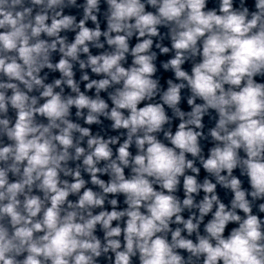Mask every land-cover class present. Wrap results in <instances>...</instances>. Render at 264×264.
Listing matches in <instances>:
<instances>
[{"label":"clouds","instance_id":"9594fccd","mask_svg":"<svg viewBox=\"0 0 264 264\" xmlns=\"http://www.w3.org/2000/svg\"><path fill=\"white\" fill-rule=\"evenodd\" d=\"M262 214L264 0H0V264H264Z\"/></svg>","mask_w":264,"mask_h":264},{"label":"water","instance_id":"95a60500","mask_svg":"<svg viewBox=\"0 0 264 264\" xmlns=\"http://www.w3.org/2000/svg\"><path fill=\"white\" fill-rule=\"evenodd\" d=\"M78 3H83V0H78ZM67 11H69V10H66V12H67ZM71 12H72V14L77 15V18H78V19L80 18V15L82 14V10H76V9H73V10H71ZM88 26H92L90 22H89V25H88ZM101 26H102V29L106 26V24H105V22H104V20H103V17H101ZM69 38H70V39L74 38V34L69 33ZM133 43H135V41H133ZM165 43H168V41H165ZM92 51H93V54H97V52H98V50H96V49H93ZM168 58H170V57H167V56H160V57H158V60H159V59H160V60H166V59H168ZM56 59H58V57H56ZM158 66H159V65H158ZM185 68L188 69V70H190V65L186 64V65H185ZM55 75H56V77L58 78L59 74L57 73V74H55ZM157 75L161 77V83L164 84L165 80H166L167 78H169V77L172 76V73H171V72H164V71L161 69V71L158 72ZM77 78H79V72H77ZM93 78H96V77H93ZM257 79L259 80V78H257ZM164 86L166 87V84H164ZM82 90H83V86H82ZM89 94H91V93H89ZM102 95H104V94L102 93ZM182 95H187V93H186V92H185V93H182ZM181 106H182V108H184V110H190V109H188V106L186 105V102H183V101H182V105H181ZM74 111H75V110H73V112H74ZM169 114H170V113H169ZM80 122L83 123L82 121H80ZM109 123H110V122L105 121V126H107ZM205 124H206V129H205V131L207 130V127H211V126H212V122H210V121L208 120L207 117L205 118ZM92 127H93V130H94V131L97 130L96 126H92ZM113 134H115V133H113ZM202 143H205V144H206V147H205V154H206V153H207V147H209V146H211V145H210V144H207V142H202ZM126 172H127V170H126ZM234 174L239 175V171L237 170ZM205 175H206V173H205L203 170H201L200 179L202 180L203 177H204ZM86 178H87V177H86ZM102 178H103V179H107V177H102ZM242 179H244V187H245V188L249 187V185H248V183H247V179H246V178H243V177H242ZM217 191H218V193H219L221 199H222L225 203H228V201H229L230 198H231V194H230V193H227V194H226L225 190L219 188V186H218ZM202 195H203V193H201V198H202ZM181 196H182V191H181ZM70 198H71V197H70ZM121 199H122V198H121ZM121 207H124V205L121 204ZM254 211H255V209H254ZM185 215H187V214H185ZM262 215H264V214H262ZM186 218H187V217H186ZM232 226H233V225H230L229 228H231ZM227 234H228V233H227V230H226L225 235H227Z\"/></svg>","mask_w":264,"mask_h":264}]
</instances>
